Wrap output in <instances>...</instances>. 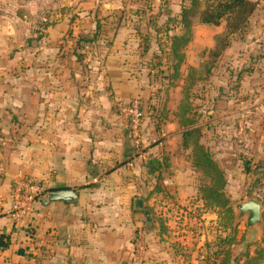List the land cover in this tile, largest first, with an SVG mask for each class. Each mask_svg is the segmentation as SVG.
I'll return each instance as SVG.
<instances>
[{"label": "crops", "instance_id": "0c3cea01", "mask_svg": "<svg viewBox=\"0 0 264 264\" xmlns=\"http://www.w3.org/2000/svg\"><path fill=\"white\" fill-rule=\"evenodd\" d=\"M9 1L23 6L22 20L41 24L36 29L26 25L17 73L0 44V235L9 234L11 241L0 247V264H176V256L159 258L162 254L149 249L139 254L137 241L149 236L152 222L135 216V198H143L148 208V197L158 195L157 183L164 195L159 194L169 197L194 186V176L186 170L193 168L190 150L182 144L190 127L179 128L170 119L157 131L147 115L143 131L149 149L138 156L115 103L134 97L146 105L155 100L147 90L143 54L155 48H146L143 38L184 33L180 11L189 1ZM45 3L56 5L50 14L31 7ZM66 3L78 11L57 8ZM92 8L89 19L98 30H75L76 23L88 21L81 10ZM192 20L188 47L195 42L204 49L206 41L213 48L221 24L203 23L199 15ZM251 25L253 46L264 48V7L255 9ZM92 38L90 49H84ZM75 50L92 52L90 61H78ZM161 154L169 167L157 181V172L151 173L147 164ZM23 176L40 181L45 191L34 212L15 222L10 217L11 191ZM61 188H73L77 198L46 201L48 191ZM152 244L155 248L159 243Z\"/></svg>", "mask_w": 264, "mask_h": 264}, {"label": "rangeland", "instance_id": "374dc122", "mask_svg": "<svg viewBox=\"0 0 264 264\" xmlns=\"http://www.w3.org/2000/svg\"><path fill=\"white\" fill-rule=\"evenodd\" d=\"M203 1L205 5L212 0ZM51 6L56 5L45 3L31 7L34 12L39 9L46 15L53 9ZM263 7L256 5L258 10ZM21 8L23 6L18 2L0 0V44H4L5 59L13 62L11 70L16 73L19 72L21 48L27 42L26 25L36 29L41 24L36 19L30 22L22 20L19 15ZM57 8L64 12L78 11V6L67 3ZM81 11L88 21H80L73 28L97 29L92 18L89 19L95 8ZM252 17L241 31L229 34L230 52L224 54V51L218 58L212 56L213 48L209 49L206 41L204 49L197 48L195 42L188 47L191 38L184 48L185 61L178 70L174 67L177 58L171 51L170 38H143L148 49L155 48L143 53L148 62L147 90L151 93L150 97L155 98L147 105L141 101L144 119L150 116L157 131H161L170 119L175 120L179 128L188 127L185 124L190 119L197 121L193 126L200 127L201 143L224 170V191L233 211L228 212L227 207L210 206L202 197L200 186L206 181V176L193 166L189 148V161L193 168L186 170L194 176V186L181 195L169 197L163 196L162 187L157 183L158 195L148 197L151 205L145 209L152 214L151 233L139 238L144 253L149 249L150 254H162L159 258L167 255L179 257L176 264H211L218 249L224 252L230 248L233 257L239 256L244 260L248 254L253 255L259 246H264V48L252 44L255 34ZM220 24V31L214 36L215 45L218 39L227 35V20L222 19ZM93 39L86 40L84 49H90L88 45H92ZM70 44L75 46L73 40ZM73 54L84 63L92 52L75 50ZM195 64L199 69L192 74L190 66ZM191 74L204 77L193 83L189 80ZM186 107L190 109L184 112ZM183 148L188 149L184 144ZM160 157L162 159L163 155ZM165 163L156 171L157 181L163 169L169 167ZM249 199L258 200L262 209L261 223L251 228L247 225L248 214L240 215L237 208L238 203ZM155 240L159 244L153 248L150 244Z\"/></svg>", "mask_w": 264, "mask_h": 264}, {"label": "trees", "instance_id": "16d2710c", "mask_svg": "<svg viewBox=\"0 0 264 264\" xmlns=\"http://www.w3.org/2000/svg\"><path fill=\"white\" fill-rule=\"evenodd\" d=\"M188 4H183L180 14L182 16V23L184 24L185 31L182 34H174L171 36V51L177 58L175 69H179L181 64L185 61L184 48L192 38V18L199 15V19L203 23L219 25L222 19L227 20V35L218 39L219 42L211 50L213 57H220L224 50L230 45L229 34L241 31L248 23L256 9V2L251 0H212L205 5L202 0H188ZM209 1V0H208ZM146 48H148L146 46ZM193 72L198 71L199 68L190 66ZM189 77L191 82L201 80L203 75H196ZM141 101V100H140ZM190 108L186 107L184 112L189 111ZM196 120H188L185 124L190 127L183 132V144L187 148H191L192 164L196 169L201 170L205 174L206 181L201 184L200 192L202 197L206 200L208 205L214 207H227L228 212H232L229 205V198L224 191L226 185V176L220 164L214 159L212 153L201 143V130L196 124ZM165 159H160L155 156L149 159V171L156 172ZM9 234L2 233L0 235V247L7 248L10 245ZM264 243V237H263ZM264 263V246H259L253 255H247L244 260L239 256H232L230 248L224 252L216 250L215 256L211 264H262Z\"/></svg>", "mask_w": 264, "mask_h": 264}, {"label": "built area", "instance_id": "2783aa9c", "mask_svg": "<svg viewBox=\"0 0 264 264\" xmlns=\"http://www.w3.org/2000/svg\"><path fill=\"white\" fill-rule=\"evenodd\" d=\"M253 1L259 7L264 5V0ZM115 104L119 114L123 115L127 120L128 129L135 146V155H145L148 148L143 131L145 111L140 99L138 97L130 100L118 99ZM44 191L43 184L32 176H23L16 180L11 191V219L15 222H20L31 215ZM137 249L139 254L143 255L144 247L140 239L137 241Z\"/></svg>", "mask_w": 264, "mask_h": 264}, {"label": "water", "instance_id": "95a60500", "mask_svg": "<svg viewBox=\"0 0 264 264\" xmlns=\"http://www.w3.org/2000/svg\"><path fill=\"white\" fill-rule=\"evenodd\" d=\"M77 192L73 188H61L53 189L45 194L46 201L51 200H73L77 198ZM239 214L243 215L247 213V225L249 228L262 221V209L261 203L256 199H249L237 204ZM135 216L138 218H144L147 222H152V214L145 209V200L141 197L135 198Z\"/></svg>", "mask_w": 264, "mask_h": 264}]
</instances>
